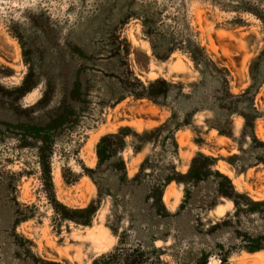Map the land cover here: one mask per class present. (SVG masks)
Here are the masks:
<instances>
[{
    "label": "rangeland",
    "instance_id": "374dc122",
    "mask_svg": "<svg viewBox=\"0 0 264 264\" xmlns=\"http://www.w3.org/2000/svg\"><path fill=\"white\" fill-rule=\"evenodd\" d=\"M260 201L264 0H0V264H264Z\"/></svg>",
    "mask_w": 264,
    "mask_h": 264
},
{
    "label": "trees",
    "instance_id": "16d2710c",
    "mask_svg": "<svg viewBox=\"0 0 264 264\" xmlns=\"http://www.w3.org/2000/svg\"><path fill=\"white\" fill-rule=\"evenodd\" d=\"M199 47H197V49H193V48H191L190 47V52H192V56H193V58H194V60H195V62H196V64H201L202 62H204L205 60H206V55H205V52H204V50L203 49H198ZM224 88H226V86L224 87ZM229 89H227L226 90V95L224 96L223 95V97L222 98H226L227 97V94H229ZM255 116H257V115H259V112L258 111H256L255 112V114H254ZM118 137H119V135L118 134H110V135H108V136H105V137H103L102 138V140L100 141V143H99V148H98V152H99V155H100V158L102 157V155H103V153H104V151H107V150H118L119 148H120V145H118V144H112V145H110L111 143H115V142H118L117 141V139H118ZM110 142V143H109ZM201 156H203L204 158H210V157H206L205 155H202L201 154ZM218 173H219V171H217ZM220 174V173H219ZM225 179H226V181H227V184L226 185H224V186H226V187H230L231 188V191H226L225 189L223 190V192L226 194V195H228V196H232L233 195V197H236V195H238V193L237 192H235L234 191V189L232 188V185H231V180H230V178L228 177V176H226V175H224V174H221ZM229 184V185H228ZM247 199H248V197H247ZM250 200V199H249ZM235 202L237 203V200H236V198H235ZM260 203L262 204V205H264V201H260ZM257 204H258V202H257ZM262 240H263V238H262ZM261 239H258L257 241H251L252 242V246H249V248L250 249H255V250H258V249H262V248H264V243H263V241H262Z\"/></svg>",
    "mask_w": 264,
    "mask_h": 264
}]
</instances>
